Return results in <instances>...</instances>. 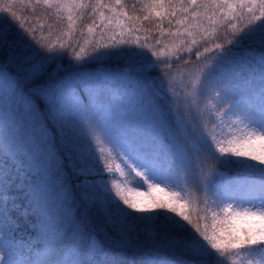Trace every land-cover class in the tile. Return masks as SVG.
<instances>
[{
  "label": "snow or ice",
  "instance_id": "obj_1",
  "mask_svg": "<svg viewBox=\"0 0 264 264\" xmlns=\"http://www.w3.org/2000/svg\"><path fill=\"white\" fill-rule=\"evenodd\" d=\"M0 264H264V0H0Z\"/></svg>",
  "mask_w": 264,
  "mask_h": 264
},
{
  "label": "trees",
  "instance_id": "obj_2",
  "mask_svg": "<svg viewBox=\"0 0 264 264\" xmlns=\"http://www.w3.org/2000/svg\"><path fill=\"white\" fill-rule=\"evenodd\" d=\"M245 47H247V45H246ZM236 51L240 53V56L237 57V59L242 58V57H243V49H238V50H236ZM221 170L224 171V169H221ZM228 174L231 175L230 172H229ZM217 179H219V178H217Z\"/></svg>",
  "mask_w": 264,
  "mask_h": 264
}]
</instances>
